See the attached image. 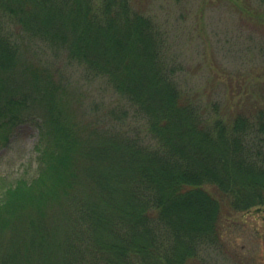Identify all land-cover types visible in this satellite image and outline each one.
I'll use <instances>...</instances> for the list:
<instances>
[{
  "label": "trees",
  "instance_id": "trees-1",
  "mask_svg": "<svg viewBox=\"0 0 264 264\" xmlns=\"http://www.w3.org/2000/svg\"><path fill=\"white\" fill-rule=\"evenodd\" d=\"M178 49L130 0H0V264H211L264 207V106L196 103Z\"/></svg>",
  "mask_w": 264,
  "mask_h": 264
},
{
  "label": "rangeland",
  "instance_id": "rangeland-1",
  "mask_svg": "<svg viewBox=\"0 0 264 264\" xmlns=\"http://www.w3.org/2000/svg\"><path fill=\"white\" fill-rule=\"evenodd\" d=\"M130 5L157 18L177 45L188 96L196 103L219 102L227 112L264 106V10L256 0H130ZM64 72L71 90L82 88L86 104L112 103L108 89L84 82L78 72ZM20 133L27 152L33 132L24 127ZM17 152L19 144L12 153ZM224 208L219 246L203 251L202 258L211 264H264V207L239 213Z\"/></svg>",
  "mask_w": 264,
  "mask_h": 264
}]
</instances>
